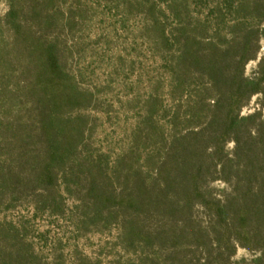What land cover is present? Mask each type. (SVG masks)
Masks as SVG:
<instances>
[{"label": "trees", "instance_id": "1", "mask_svg": "<svg viewBox=\"0 0 264 264\" xmlns=\"http://www.w3.org/2000/svg\"><path fill=\"white\" fill-rule=\"evenodd\" d=\"M6 1L0 209L114 230V264H235L238 248L255 254L240 264H264V0L118 2L145 16L150 59L141 113L113 153L94 147L96 100L71 70L87 0ZM30 233L26 216L0 222V264H65L61 240L44 258Z\"/></svg>", "mask_w": 264, "mask_h": 264}, {"label": "rangeland", "instance_id": "2", "mask_svg": "<svg viewBox=\"0 0 264 264\" xmlns=\"http://www.w3.org/2000/svg\"><path fill=\"white\" fill-rule=\"evenodd\" d=\"M86 2L90 8L88 20L69 41L70 46L80 44V51L75 49L71 70L79 76L80 86L91 92L96 100V106L89 112L93 122L94 147L113 153L118 152L130 135L147 96L150 52L142 32L146 18L136 10L126 12L118 3L120 0L112 3L104 0ZM6 11L7 1L0 0V16ZM257 64L255 60L247 65L248 76L254 75ZM136 99H140L141 103H136ZM256 107L257 97H254L243 114L253 112ZM30 215L25 207L0 209V222H17L26 216L32 224L29 237L36 248L42 250L44 258L50 256L54 240H61L60 251L64 252L65 264H73L75 254L77 257L89 255L101 258L114 264L111 261L118 256L114 230L78 234L67 218L29 219ZM40 232H46L45 241L40 239ZM254 256V252L238 248L234 261L240 264L242 260L249 261Z\"/></svg>", "mask_w": 264, "mask_h": 264}]
</instances>
